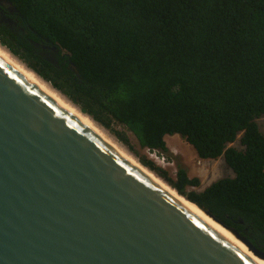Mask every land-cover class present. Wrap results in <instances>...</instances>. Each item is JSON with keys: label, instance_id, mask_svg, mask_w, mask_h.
<instances>
[{"label": "trees", "instance_id": "obj_1", "mask_svg": "<svg viewBox=\"0 0 264 264\" xmlns=\"http://www.w3.org/2000/svg\"><path fill=\"white\" fill-rule=\"evenodd\" d=\"M10 1L24 31L0 25L2 46L264 252V0ZM169 136L234 177L201 189L184 165H158L149 151L176 159Z\"/></svg>", "mask_w": 264, "mask_h": 264}, {"label": "water", "instance_id": "obj_2", "mask_svg": "<svg viewBox=\"0 0 264 264\" xmlns=\"http://www.w3.org/2000/svg\"><path fill=\"white\" fill-rule=\"evenodd\" d=\"M134 158L0 48V264H263Z\"/></svg>", "mask_w": 264, "mask_h": 264}, {"label": "rangeland", "instance_id": "obj_3", "mask_svg": "<svg viewBox=\"0 0 264 264\" xmlns=\"http://www.w3.org/2000/svg\"><path fill=\"white\" fill-rule=\"evenodd\" d=\"M259 124H260L261 130L264 132V118L260 119ZM114 139L117 140L116 138ZM170 143H172L171 139L168 140L169 145ZM177 145L180 151H178L177 153H173L174 154L173 158L176 157L174 161L170 162V160H168L169 157L163 154H160V156L165 157L166 159L165 164H161L157 162L155 159H152V158L150 159L154 160V162H156L158 165L164 168L170 169L174 174L177 171L178 164L184 165L187 168L189 175L191 177L200 178L202 182L201 189H205L206 187L210 186L211 184L221 179L234 177L233 171L228 167L224 158H221L215 161H212V160L200 161L197 159L195 155L196 151L193 147L189 146L187 143H185L181 139H178ZM232 146L238 147L241 149V146L239 145V143H235ZM126 150L128 151L127 148Z\"/></svg>", "mask_w": 264, "mask_h": 264}, {"label": "bare ground", "instance_id": "obj_4", "mask_svg": "<svg viewBox=\"0 0 264 264\" xmlns=\"http://www.w3.org/2000/svg\"><path fill=\"white\" fill-rule=\"evenodd\" d=\"M0 48L5 51L10 57H12L17 63H19L22 67H24L26 70H28L29 72H31L40 82H42L45 86H47L51 91H53L55 94H57L60 98H62L63 100H65L67 103H69L73 108H75L80 114H82L87 120H89L94 126H96L101 132H103L108 138H110L115 144H117L121 149H123L126 153H128L132 158H134V156H132L130 154V152H128L126 150V148L119 142H117V140H115L110 134H108V132L102 128L101 126H99L98 124H96L93 120H91V118L89 116H87L86 114H83L80 109L75 106L72 102H70L66 97H64L63 95H61L60 93H58L56 90H54L52 88V86L48 83H46L44 80H42L40 77H38L33 71H31L28 67H26L22 62H20L17 58H15L8 50H6V48L2 47L0 45ZM137 162H139L136 158H134ZM140 163V162H139ZM141 164V163H140ZM142 165V164H141ZM143 166V165H142ZM145 167V166H143ZM146 168V167H145ZM148 171H150L148 168H146ZM154 176H156L152 171H150ZM157 177V176H156ZM159 180H161L159 177H157ZM162 181V180H161ZM165 185H167L164 181H162ZM168 186V185H167ZM170 189L173 190V188H171L170 186H168ZM175 193H177L175 190H173ZM179 195V194H178ZM180 196V195H179ZM181 198H183L182 196H180ZM186 202H188L192 207H194L197 211H199L203 216H205L208 220H210L214 225H216L219 229H221L225 234H227L230 238H232L236 243H238L241 247H243L246 251H248V249L244 246V244L238 242L231 234L229 231H226L222 226H220L219 224H217L213 219H211L209 216H207L200 208H198L197 206H195L194 204H192L191 202H189L188 200H186L185 198H183ZM251 255H253L250 251H248ZM255 258H257L260 262H262L264 264V260L260 259L258 257H256L255 255H253Z\"/></svg>", "mask_w": 264, "mask_h": 264}, {"label": "flooded vegetation", "instance_id": "obj_5", "mask_svg": "<svg viewBox=\"0 0 264 264\" xmlns=\"http://www.w3.org/2000/svg\"><path fill=\"white\" fill-rule=\"evenodd\" d=\"M16 8L13 3L12 4H8V3H0V25H6L9 28H14V27H18L21 31H24V28H22L20 26L19 20L17 18V16L19 15V11L17 9L16 12H11L10 8ZM6 19H11L14 22L12 24L6 22ZM45 48H50V47H45Z\"/></svg>", "mask_w": 264, "mask_h": 264}, {"label": "crops", "instance_id": "obj_6", "mask_svg": "<svg viewBox=\"0 0 264 264\" xmlns=\"http://www.w3.org/2000/svg\"><path fill=\"white\" fill-rule=\"evenodd\" d=\"M171 139L172 140V143H170V145L168 144V140ZM178 139H181L182 141H184L182 138L178 137V136H169L166 138V143H167V146L170 150V153L172 155H174L173 153H177L178 151H180L179 147H178ZM185 143H187L186 141H184ZM188 144V143H187ZM189 145V144H188ZM190 146V145H189ZM192 147V146H191ZM196 157L198 160H200V158L198 157V155L195 153ZM200 161H203V160H200Z\"/></svg>", "mask_w": 264, "mask_h": 264}, {"label": "built area", "instance_id": "obj_7", "mask_svg": "<svg viewBox=\"0 0 264 264\" xmlns=\"http://www.w3.org/2000/svg\"><path fill=\"white\" fill-rule=\"evenodd\" d=\"M148 155L150 156V158L155 159L157 162L161 163V164H165L166 159L164 156H160V153L157 151H153V152H148Z\"/></svg>", "mask_w": 264, "mask_h": 264}]
</instances>
